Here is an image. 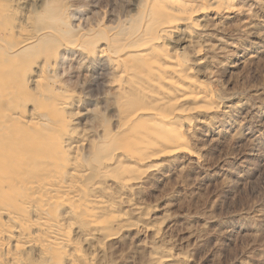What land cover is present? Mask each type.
I'll list each match as a JSON object with an SVG mask.
<instances>
[{"label": "bare ground", "instance_id": "6f19581e", "mask_svg": "<svg viewBox=\"0 0 264 264\" xmlns=\"http://www.w3.org/2000/svg\"><path fill=\"white\" fill-rule=\"evenodd\" d=\"M113 1L84 28L60 0L40 10L0 0V264H97L98 250L145 231L134 196L150 168L189 148L193 117L220 111L190 63L237 0ZM182 43H197L191 60ZM75 48L77 64H102L94 98L55 74ZM98 104L111 129L95 123ZM150 228L159 237L162 226ZM155 264L185 263L166 253Z\"/></svg>", "mask_w": 264, "mask_h": 264}, {"label": "rangeland", "instance_id": "374dc122", "mask_svg": "<svg viewBox=\"0 0 264 264\" xmlns=\"http://www.w3.org/2000/svg\"><path fill=\"white\" fill-rule=\"evenodd\" d=\"M24 1L29 10L47 3ZM60 5L79 9L73 25L84 28L90 17L105 21L114 9L113 0H60ZM224 18L217 19L220 29L212 44L201 42L202 63H190L214 92L219 113L193 117L185 127L191 128L185 134L189 148L150 168L155 175L134 196L147 208L146 215L135 217L138 222L133 220L146 225L145 231L98 250L97 264H155L166 253L179 255L185 264H264V0H237ZM196 44L177 48L191 60ZM63 55L56 76L72 77L70 88L94 98L89 91L103 73L102 64H77L78 48ZM100 105L95 123L111 129L114 117ZM157 224L159 237L150 228Z\"/></svg>", "mask_w": 264, "mask_h": 264}]
</instances>
